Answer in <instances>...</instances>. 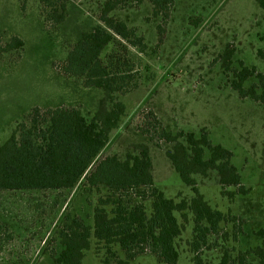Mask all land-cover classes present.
Returning a JSON list of instances; mask_svg holds the SVG:
<instances>
[{
  "label": "rangeland",
  "instance_id": "obj_1",
  "mask_svg": "<svg viewBox=\"0 0 264 264\" xmlns=\"http://www.w3.org/2000/svg\"><path fill=\"white\" fill-rule=\"evenodd\" d=\"M105 1L66 0L65 19L58 24L45 17L40 0H0V143L19 122L27 121L34 107L42 111L56 106L76 108L85 115L96 109L102 91L84 86L82 78L65 75L62 67L79 35L98 22ZM113 14L142 36L148 48L143 53L131 46L118 50L133 64L138 85L119 95L126 115L103 153L123 158L129 144L148 143L156 186L178 201L192 192L165 156L167 146L156 143V137L149 140L153 135L149 112L172 131H198L205 126L212 142L232 152L231 163L249 190L229 200L220 193L215 172L196 176L198 189L212 208L235 218L234 223L221 224L219 235L208 238L200 256L204 264H219L226 249L234 257L239 251L262 245L264 105L240 99L225 84L219 65L211 63L226 43H233L235 58L264 71V58L257 54L264 52V10L254 0H175L157 47L156 27L161 19L152 15L148 0H127ZM14 36L23 41V47L5 51L3 47ZM112 45L107 51L117 47ZM105 193L86 185L70 192L0 191V264H59L61 232L73 218L91 225L93 207ZM149 204L145 202L147 213ZM192 226L189 220L177 240L176 264H192ZM223 233L228 234L226 241ZM90 242L83 264L125 258L117 245L111 258L93 238ZM251 260L258 264L257 259ZM128 264L165 263L144 252Z\"/></svg>",
  "mask_w": 264,
  "mask_h": 264
},
{
  "label": "trees",
  "instance_id": "obj_2",
  "mask_svg": "<svg viewBox=\"0 0 264 264\" xmlns=\"http://www.w3.org/2000/svg\"><path fill=\"white\" fill-rule=\"evenodd\" d=\"M40 1L47 19L58 24L63 22L66 0ZM126 1L103 3L98 22L79 35L67 51L62 67L65 75L82 78L84 86L102 91L96 109L85 115L76 108L56 106L42 111L34 107L27 121L19 122L0 143V191L70 192L80 185L106 190L93 207L91 225L73 218L61 232V250L56 257L59 264H83L84 251L90 249L91 238L103 246L111 258L115 257L114 245L125 252L124 259L110 262L105 258L102 264H128L144 252L165 264H176L177 240L189 220L193 224L189 241L193 253L191 262L204 264L201 248L207 245L209 237L219 235L223 222L234 223L235 218L212 208L199 191L196 176L205 177L215 172L220 193L229 200L248 193L238 169L231 163L232 152L212 142L205 126L198 131H172L149 112L153 128L149 140L156 137V143L167 146L165 156L192 192L190 197L178 201L166 197L156 186L148 143L129 144L123 158L103 153L111 133L119 128L126 115V106L118 99L119 95L138 85L133 64L119 55L118 50L126 51L127 46H131L143 53L148 48L142 36L136 35L134 29L113 14L116 7ZM148 1L152 15L161 19L156 27L157 47L162 43L163 24L169 19L175 0ZM254 1L264 10V0ZM200 22L201 19L196 20L195 25ZM113 43L117 47L107 51ZM22 47L23 41L14 36L3 49ZM235 53V45L226 43L211 64L219 65L225 84L240 99L264 105V71L235 58ZM257 54L264 58V52ZM227 187L234 189L227 190ZM147 201L150 202L148 213ZM227 235L223 233L225 241ZM251 259L264 264V243L239 251L234 257L226 249L219 264H254Z\"/></svg>",
  "mask_w": 264,
  "mask_h": 264
}]
</instances>
